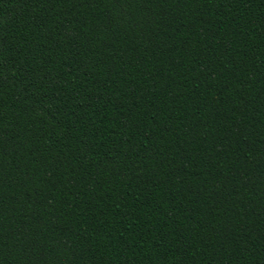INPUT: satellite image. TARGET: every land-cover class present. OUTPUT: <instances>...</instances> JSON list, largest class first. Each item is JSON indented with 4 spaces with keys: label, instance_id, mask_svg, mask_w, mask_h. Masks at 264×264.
<instances>
[{
    "label": "trees",
    "instance_id": "1",
    "mask_svg": "<svg viewBox=\"0 0 264 264\" xmlns=\"http://www.w3.org/2000/svg\"><path fill=\"white\" fill-rule=\"evenodd\" d=\"M0 264H264V0H0Z\"/></svg>",
    "mask_w": 264,
    "mask_h": 264
}]
</instances>
